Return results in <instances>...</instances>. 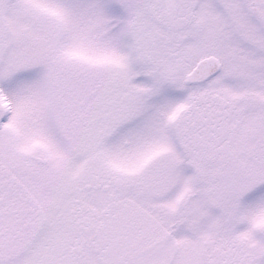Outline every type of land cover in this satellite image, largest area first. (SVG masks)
Returning a JSON list of instances; mask_svg holds the SVG:
<instances>
[{
  "label": "snow or ice",
  "instance_id": "1",
  "mask_svg": "<svg viewBox=\"0 0 264 264\" xmlns=\"http://www.w3.org/2000/svg\"><path fill=\"white\" fill-rule=\"evenodd\" d=\"M0 264H264V0H0Z\"/></svg>",
  "mask_w": 264,
  "mask_h": 264
}]
</instances>
